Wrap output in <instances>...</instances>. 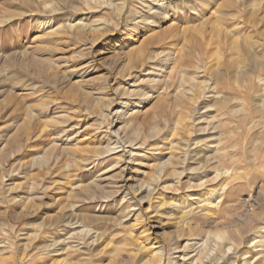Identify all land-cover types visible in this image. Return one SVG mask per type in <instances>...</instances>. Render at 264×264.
Masks as SVG:
<instances>
[{
    "label": "rangeland",
    "instance_id": "374dc122",
    "mask_svg": "<svg viewBox=\"0 0 264 264\" xmlns=\"http://www.w3.org/2000/svg\"><path fill=\"white\" fill-rule=\"evenodd\" d=\"M221 169L216 208L161 191ZM263 227L264 0H0V264Z\"/></svg>",
    "mask_w": 264,
    "mask_h": 264
},
{
    "label": "bare ground",
    "instance_id": "6f19581e",
    "mask_svg": "<svg viewBox=\"0 0 264 264\" xmlns=\"http://www.w3.org/2000/svg\"><path fill=\"white\" fill-rule=\"evenodd\" d=\"M132 143L133 142H131V144ZM227 176H229L228 171L224 169L218 170V172H216L213 178H211L210 180H202L201 184H199L198 186L196 185V187H200V189L198 190L199 192L197 194H189L190 193L189 191L194 188L196 189V187L190 184H186V185L182 184L181 181L182 176L178 177L179 179L173 183H170V185L169 184L166 186L164 185L161 191L162 193L169 192L171 194L174 193L178 194L181 193L184 189H186L185 191H183L185 192L184 197L186 198V200L184 201H187L188 203L191 202L192 205L197 207L204 206L213 209L217 207L216 205L217 198L215 197H217V195L220 192L212 188L209 189V186L210 184L216 181L218 182L226 178ZM221 193L223 194V192ZM209 195L211 200L208 201L207 199ZM180 198L178 196L177 197L175 196V199L170 204L171 209L180 210L178 217H176L179 220L178 223L181 224L188 231H192L193 226L191 224V218L194 215V213L191 211L190 212L182 211L181 203H183V201ZM221 200L222 199L218 201V204L221 203ZM157 209H165V208L164 206H160V207L157 206ZM237 234L239 235V237L242 236V233L240 231H237L236 234L229 233L228 237L225 232H221V231L209 233L207 241H210V245L205 246V243H203L200 247L196 248L195 246L199 245V243H197L192 246L190 245L187 246L189 248V251L191 252V255L184 254L186 248L182 245L183 242L180 239L181 237L178 235L177 237L172 238L171 246L173 247L175 256H171V258L168 261L169 262L168 264H228V263L229 264H264V227L261 228L260 230L257 229V231L253 234L254 236L253 238H251L252 237L251 236L247 239L248 242L247 246L249 250L246 253H242V254L239 253V249L237 247V242H236L238 239ZM88 235L89 233L85 234V236ZM148 245L149 244L140 248L141 252L147 251L148 255L147 256L140 255L137 254V252L135 251L136 254L129 256V264H165V255H166L165 247L159 245L156 242L152 243L151 247H149ZM196 257L197 259H195ZM61 262L67 263V260L64 258L61 260Z\"/></svg>",
    "mask_w": 264,
    "mask_h": 264
}]
</instances>
